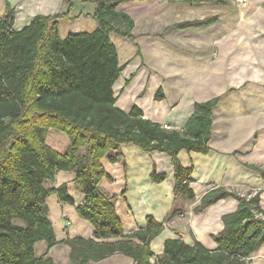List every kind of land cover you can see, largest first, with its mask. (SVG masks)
Segmentation results:
<instances>
[{"label": "trees", "instance_id": "obj_1", "mask_svg": "<svg viewBox=\"0 0 264 264\" xmlns=\"http://www.w3.org/2000/svg\"><path fill=\"white\" fill-rule=\"evenodd\" d=\"M71 0H66L70 2ZM93 31H78L61 37L58 19L66 13L35 15L20 30H13L14 9L7 7L0 19V264H54L50 256H36L35 245L48 248L56 239L49 218L47 197L74 206L76 213L93 227V237L63 240L68 244L72 264H90L105 256L122 253L136 264H246L251 253L264 246V213L259 192L246 198L218 186L207 191L195 206L200 212L219 199L234 197L235 210L221 216L223 228L212 235L217 246L205 248L196 239L166 238L160 255L151 262V240L163 229L152 216L142 227L123 233L115 210V195L99 189L110 178L102 159L120 162L125 168L120 145L132 143L142 151L164 152L173 165V194L194 198L189 187L192 167L178 159L182 149L207 153L211 137L212 110L218 97L194 102L183 128H165L143 117L133 105L128 111L115 106L112 86L124 64H120L111 35L133 38V20L118 5L125 0H93ZM153 1V0H133ZM212 18L183 22L178 26L207 24ZM164 96L162 88L154 93ZM49 130L62 132L68 144L63 152L46 144ZM264 177V168L243 163ZM58 171H70L76 191L83 199L76 203L63 182L46 187ZM165 173L153 170V182L165 180ZM112 238V239H111Z\"/></svg>", "mask_w": 264, "mask_h": 264}, {"label": "crops", "instance_id": "obj_2", "mask_svg": "<svg viewBox=\"0 0 264 264\" xmlns=\"http://www.w3.org/2000/svg\"><path fill=\"white\" fill-rule=\"evenodd\" d=\"M7 7L14 9L13 30L27 26L37 14L66 12L69 18L58 19L61 37L93 31L97 26L91 17L93 0H0V19ZM117 8L131 16L133 38L110 36L119 63L124 64L112 86L116 107L128 111L136 105L144 118L170 129H181L194 102L215 97L218 102L212 110L209 151L178 152L182 166L192 167L189 187L193 199L183 194L174 196V169L169 155L159 151L146 153L132 143L120 145L125 168L120 162L102 159L110 178H103L99 187L103 194L115 195L114 206L123 233L144 226L147 216L163 224L162 231L150 242L151 262L162 253L166 238L179 237L189 244L196 239L213 250L217 244L212 235L223 228L221 216L235 210L238 201L231 196L222 198L195 212L207 191L237 185L247 191L257 189L260 206L264 207V177L243 164L264 168V0H125ZM208 18L212 19L207 24L178 26ZM62 23L65 31L61 33ZM87 25L91 30L82 29ZM158 87L164 94L160 100L154 98ZM117 168L124 177L119 185L116 181L121 175L115 176L114 171ZM153 170L165 173V180L151 181ZM72 175L70 171H58L53 187L63 182L70 187ZM112 186L117 188L113 190ZM73 198L80 202L83 195ZM47 205L48 212L51 206L59 209L66 223V239L93 237L92 225L75 209H69V216L64 215L67 205H71L60 202L56 194L47 197ZM54 232L60 240L55 229ZM56 245L48 248L46 243L44 247L48 252L45 256L54 263L51 250ZM69 250L68 246L67 262L72 264ZM89 263L136 264L122 253ZM246 264H264V246L251 253Z\"/></svg>", "mask_w": 264, "mask_h": 264}, {"label": "rangeland", "instance_id": "obj_3", "mask_svg": "<svg viewBox=\"0 0 264 264\" xmlns=\"http://www.w3.org/2000/svg\"><path fill=\"white\" fill-rule=\"evenodd\" d=\"M63 23L61 24V33L65 31V24H63ZM65 23H67V22H65ZM82 29L83 30H91V27H89L87 25V26H83ZM112 36L114 37L115 34H112ZM46 144L49 145L50 147L54 148L57 151L63 152L65 150L67 144H68V139H67V136L64 133H62V132L49 130V132H48V134L46 136ZM117 166H115V167H117ZM106 168H107L108 171H112L111 167L106 166ZM114 171H115V176H120L121 175V177L117 178L116 184L119 185L120 183H123L124 182V179H123L124 177H123L122 173L119 174V172H117V171H120L119 168H117ZM121 171H123V170H121ZM72 176L71 177H72V180H73L74 174ZM71 177L69 176V178H71ZM55 179L57 181V178H55ZM55 179L53 181L47 182L45 184V186L50 188V187H53V185H56ZM72 180H71V182H72ZM118 185H117V187H118ZM72 186H73L72 183H70L69 189H71ZM237 186L230 187L228 190L237 192L240 195L248 193L247 190L242 189V188H238ZM117 187L112 186V189L115 190ZM100 190L102 192H104L101 188H100ZM71 193L70 194L72 195V197H75L77 199H78L79 195L82 194V193L76 191L74 188L71 190ZM48 200L51 201V198H49ZM77 201L79 202V200H77ZM77 201H76V203H77ZM67 207H68V210L65 211V213H64L65 216L66 215L69 216V209H73L74 210V207H72V205L71 206L67 205ZM49 218H50V220L52 222V225H53V227H54V229H55V231H56V233L58 235V238L60 239L59 241H62V242H58L57 245L54 248H52V250H51V253L53 254V256L55 257V260H56L55 263L54 262L53 263L54 264H68V262H67L68 246L63 242V240L66 239V237H65L66 234L64 233L65 232L64 231V229H65L64 227L66 226L65 220L60 216L59 209L55 208L53 206L50 207ZM44 247H46V242L45 241H41L39 244H36V246H35L36 256H39L40 254L45 256V255L48 254V252L46 251V248H44Z\"/></svg>", "mask_w": 264, "mask_h": 264}, {"label": "built area", "instance_id": "obj_4", "mask_svg": "<svg viewBox=\"0 0 264 264\" xmlns=\"http://www.w3.org/2000/svg\"><path fill=\"white\" fill-rule=\"evenodd\" d=\"M165 128H167L165 126ZM259 191H257V189H252L251 191H248V193H245V194H241L242 196H245L247 199L256 195ZM253 215L254 217L256 218H260V219H263L264 218V213L259 211V210H253Z\"/></svg>", "mask_w": 264, "mask_h": 264}]
</instances>
